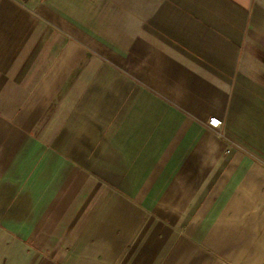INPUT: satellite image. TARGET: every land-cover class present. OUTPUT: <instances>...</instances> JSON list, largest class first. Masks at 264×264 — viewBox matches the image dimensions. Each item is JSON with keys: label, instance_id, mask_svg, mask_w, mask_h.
Instances as JSON below:
<instances>
[{"label": "crops", "instance_id": "crops-1", "mask_svg": "<svg viewBox=\"0 0 264 264\" xmlns=\"http://www.w3.org/2000/svg\"><path fill=\"white\" fill-rule=\"evenodd\" d=\"M0 264H264V0H0Z\"/></svg>", "mask_w": 264, "mask_h": 264}, {"label": "rangeland", "instance_id": "rangeland-1", "mask_svg": "<svg viewBox=\"0 0 264 264\" xmlns=\"http://www.w3.org/2000/svg\"><path fill=\"white\" fill-rule=\"evenodd\" d=\"M247 15H248V19L250 20L251 18L252 19H254L255 18V14L254 13H251V12H249V13H247ZM255 28H253V30H254ZM251 32H252V30H250Z\"/></svg>", "mask_w": 264, "mask_h": 264}, {"label": "built area", "instance_id": "built-area-1", "mask_svg": "<svg viewBox=\"0 0 264 264\" xmlns=\"http://www.w3.org/2000/svg\"><path fill=\"white\" fill-rule=\"evenodd\" d=\"M211 121H212V123H214V121H215V123H214L215 125L221 124V120H219V119L212 118Z\"/></svg>", "mask_w": 264, "mask_h": 264}, {"label": "snow or ice", "instance_id": "snow-or-ice-1", "mask_svg": "<svg viewBox=\"0 0 264 264\" xmlns=\"http://www.w3.org/2000/svg\"><path fill=\"white\" fill-rule=\"evenodd\" d=\"M214 123H215V121H214Z\"/></svg>", "mask_w": 264, "mask_h": 264}]
</instances>
